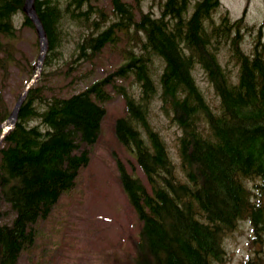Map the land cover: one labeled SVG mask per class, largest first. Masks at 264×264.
<instances>
[{
	"label": "trees",
	"instance_id": "trees-1",
	"mask_svg": "<svg viewBox=\"0 0 264 264\" xmlns=\"http://www.w3.org/2000/svg\"><path fill=\"white\" fill-rule=\"evenodd\" d=\"M26 1L0 0L3 87L11 64L18 65L14 40L20 27L37 31ZM191 1L159 0L155 14L124 0H111V12L94 0H33L46 33L45 68L61 62L68 70L81 67L105 48L118 50L121 58L112 73L70 96L51 95L45 85L29 89L0 144V219H8L0 223V264L19 263L35 245L36 224L77 187L112 92L126 108L114 122V135L145 177L116 160L117 180L140 222L134 264H223L224 239L241 220L253 231V256L245 264L264 260L262 33L254 34L246 51L242 42L252 28L243 16L233 19L225 11L216 19L220 0H197L190 13ZM68 43L72 50L66 56ZM225 49L236 71L221 62ZM197 67L214 89L216 104L197 82ZM129 78L136 91L124 85ZM156 102L181 131V174L152 125ZM10 115L0 90V135Z\"/></svg>",
	"mask_w": 264,
	"mask_h": 264
},
{
	"label": "rangeland",
	"instance_id": "rangeland-1",
	"mask_svg": "<svg viewBox=\"0 0 264 264\" xmlns=\"http://www.w3.org/2000/svg\"><path fill=\"white\" fill-rule=\"evenodd\" d=\"M124 1L133 7L159 14V0ZM196 1H191L190 13L194 10ZM220 1L221 7L215 13L216 19L227 11L233 19L243 16L248 27L252 28L242 42L244 50H251L255 42L254 34L258 31L262 33L264 42V0ZM93 4L106 12L112 10L111 0H94ZM67 28L73 32L72 35L75 34L76 28L73 25ZM37 41L36 30L21 26L14 40L18 65L11 64L10 76L4 87L0 73V90H3L5 103L11 111L37 71L41 52ZM71 50L72 45L68 43L63 53L69 56ZM117 51L105 48L92 62H85L81 67L71 70L62 62L54 64L51 69L42 66L34 85H45L46 92L51 95L67 97L78 93L115 70L121 58ZM220 59L231 71H236V62L230 58L228 49L221 52ZM33 64L36 65L35 71L31 73L29 68ZM52 70L56 74L46 77L41 74L43 71L52 73ZM195 76L210 103L216 104L218 99L214 89L200 67L196 68ZM131 81L129 78L124 85L136 91L137 85ZM108 90L110 91L109 87ZM111 98L105 102L107 115L99 140L88 146L92 153L91 163L82 171L77 187L61 197L48 218L36 224L35 245L20 256L18 264H134L133 243L137 238L140 222L117 180L116 160H121L130 171L133 169L144 181L145 177L135 159L114 135V122L125 114L126 108L120 95L112 92ZM150 119L155 129L163 135L170 157L178 174H181L177 140L181 131L163 113L157 102L153 105ZM6 218L0 219V223L8 221ZM252 233L248 220L238 223L237 228L224 239L226 253L223 264H245L253 256L250 245ZM261 264H264V260Z\"/></svg>",
	"mask_w": 264,
	"mask_h": 264
},
{
	"label": "water",
	"instance_id": "water-1",
	"mask_svg": "<svg viewBox=\"0 0 264 264\" xmlns=\"http://www.w3.org/2000/svg\"><path fill=\"white\" fill-rule=\"evenodd\" d=\"M25 12L36 25L37 32H38L39 39H40V51L41 52H40L38 63H37L36 73L31 78L30 82L27 84V86L25 87L23 92L20 94L17 103L15 104L14 108L12 109L10 117L7 120V123L3 126V133L0 136V144L2 142L3 135L15 124V122L17 120L19 109H20L23 101L25 100L29 89L34 85V83L37 79V76L39 75V72L42 69L43 60H44L46 49H47L46 33L43 29V26H42L39 18L37 17V15L34 11L33 0H27L26 1Z\"/></svg>",
	"mask_w": 264,
	"mask_h": 264
}]
</instances>
